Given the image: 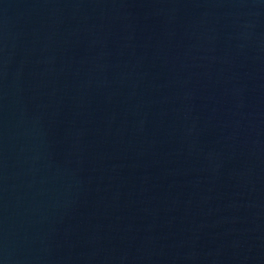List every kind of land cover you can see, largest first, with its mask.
<instances>
[{
  "label": "water",
  "instance_id": "water-1",
  "mask_svg": "<svg viewBox=\"0 0 264 264\" xmlns=\"http://www.w3.org/2000/svg\"><path fill=\"white\" fill-rule=\"evenodd\" d=\"M0 264H264V0H0Z\"/></svg>",
  "mask_w": 264,
  "mask_h": 264
}]
</instances>
